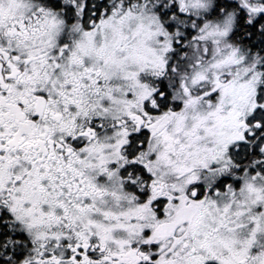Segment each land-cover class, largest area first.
Listing matches in <instances>:
<instances>
[{
    "label": "snow or ice",
    "instance_id": "snow-or-ice-1",
    "mask_svg": "<svg viewBox=\"0 0 264 264\" xmlns=\"http://www.w3.org/2000/svg\"><path fill=\"white\" fill-rule=\"evenodd\" d=\"M0 264H264V0H0Z\"/></svg>",
    "mask_w": 264,
    "mask_h": 264
}]
</instances>
